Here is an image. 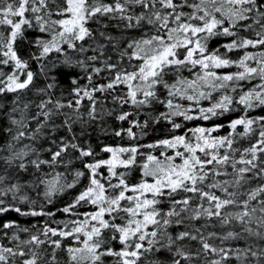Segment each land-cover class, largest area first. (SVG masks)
<instances>
[{"label":"snow or ice","instance_id":"1","mask_svg":"<svg viewBox=\"0 0 264 264\" xmlns=\"http://www.w3.org/2000/svg\"><path fill=\"white\" fill-rule=\"evenodd\" d=\"M257 109L264 0H0V264H264Z\"/></svg>","mask_w":264,"mask_h":264},{"label":"trees","instance_id":"2","mask_svg":"<svg viewBox=\"0 0 264 264\" xmlns=\"http://www.w3.org/2000/svg\"><path fill=\"white\" fill-rule=\"evenodd\" d=\"M253 114L255 115V114H264V113H260L259 109H257L256 112H254ZM108 123L111 124V123H113V121L109 120ZM116 123H119V122H116ZM97 138H99L100 141L107 142V143L119 142L118 138L111 137L109 134L102 132L99 127H97V130L93 133V141L95 142ZM151 138H152V134L150 133V135L148 137L144 138V142H148ZM77 166H79V165H77ZM29 195H31L33 199L36 198L35 192H31V193H29ZM8 199L10 200L11 198L9 197ZM68 199H69V197L65 196L62 198V201L57 200L55 202L56 207H60L62 202L67 201ZM16 203H18V205L22 208L26 209L28 207L27 204L20 203L19 201H17ZM48 208H52V206H48ZM52 210H54V209H52ZM57 218H62V214L58 213ZM10 219L17 220L21 226L31 227L32 225L36 224L37 221H39L40 223H43L44 218H37V217H31V216H21L19 213H16L15 211H11V210L9 212L0 214V222L10 220Z\"/></svg>","mask_w":264,"mask_h":264}]
</instances>
